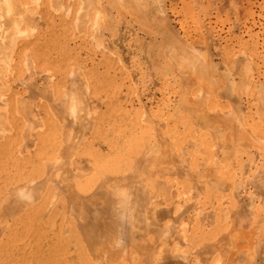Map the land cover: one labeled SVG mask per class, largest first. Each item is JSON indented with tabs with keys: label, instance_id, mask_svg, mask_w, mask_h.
I'll use <instances>...</instances> for the list:
<instances>
[{
	"label": "rangeland",
	"instance_id": "rangeland-1",
	"mask_svg": "<svg viewBox=\"0 0 264 264\" xmlns=\"http://www.w3.org/2000/svg\"><path fill=\"white\" fill-rule=\"evenodd\" d=\"M137 2L0 0V264H100L66 189L113 175L106 264H264V0Z\"/></svg>",
	"mask_w": 264,
	"mask_h": 264
},
{
	"label": "bare ground",
	"instance_id": "bare-ground-1",
	"mask_svg": "<svg viewBox=\"0 0 264 264\" xmlns=\"http://www.w3.org/2000/svg\"><path fill=\"white\" fill-rule=\"evenodd\" d=\"M13 1V0H12ZM54 1V0H53ZM84 1V0H83ZM90 1V0H89ZM161 1V0H160ZM124 2H125V0H124ZM123 3V2H122ZM159 4V3H158ZM138 5H140V3H138L137 2V0H126V8L128 7L129 9L128 10H130L131 12H133V14H134V16H135V18L137 17L138 19H142V14H141V12H142V10H140L141 8H138ZM145 5V4H144ZM163 5H164V3H163ZM8 6H10L9 4H8ZM84 6V5H83ZM141 6V5H140ZM16 7V6H15ZM97 7H99V6H97ZM142 7H144L143 5H142ZM18 8V7H17ZM22 8V7H21ZM94 8H96V7H94ZM101 8V7H100ZM154 8V7H153ZM13 9V8H12ZM152 9V8H151ZM156 9V8H155ZM8 10V9H7ZM84 10H85V8H84ZM127 10V11H128ZM154 10V9H153ZM154 12V11H153ZM153 12H152V14H153ZM21 13V12H20ZM23 13V12H22ZM36 13V12H35ZM98 13V12H97ZM13 14V13H12ZM30 14H31V12H30ZM33 14V13H32ZM21 15V14H20ZM25 15H27V14H25ZM80 15V14H79ZM85 14H83V16H84ZM9 16V15H8ZM17 16V15H16ZM29 16V15H28ZM82 16V15H81ZM87 15H85L84 17H86ZM23 18V17H22ZM104 18V17H103ZM133 18V17H132ZM29 19V18H28ZM96 19V18H95ZM152 19H154L153 17H152ZM144 19H142L141 21H143ZM14 21V20H13ZM148 21V20H147ZM152 21V20H151ZM144 22V21H143ZM18 24V23H17ZM99 24H100V22H99ZM14 25H15V21H14ZM19 25V24H18ZM17 25V26H18ZM82 25V24H81ZM102 25H103V23H102ZM102 25H99L98 27H100V26H102ZM165 26V25H164ZM19 27V26H18ZM16 29V28H15ZM79 29V28H78ZM98 29V28H97ZM14 31V30H13ZM151 31V30H150ZM17 33V32H16ZM10 37V36H9ZM11 38V37H10ZM10 38H8V39H10ZM7 39V38H6ZM11 40V39H10ZM13 42V41H12ZM1 46V45H0ZM104 48V47H103ZM3 49V48H2ZM105 50V49H104ZM186 51V50H185ZM190 52V51H189ZM188 54V53H187ZM189 55V54H188ZM180 57H183V56H181V55H179ZM190 56H193V55H191L190 54ZM195 56V55H194ZM173 58V57H172ZM190 57H188V59H189ZM193 58V57H192ZM198 58V57H197ZM174 59V58H173ZM181 58H179V60H180ZM184 59H186V58H184ZM193 60H195V58H193ZM192 60V61H193ZM197 60V59H196ZM199 60H200V58H199ZM199 60H198V62H199ZM203 60V59H202ZM178 60H176V62H177ZM185 62H187L186 60H185ZM184 62V63H185ZM197 63V64H199L198 62H196V61H193L192 63L194 64L193 65V67H189L190 69H188V70H190V72L191 73H193L196 69H195V67L196 66H199V65H197V64H195V63ZM189 65V64H188ZM187 65V66H188ZM196 65V66H195ZM201 65H203V64H201ZM206 65V64H205ZM204 65V66H205ZM180 66H181V64H180ZM179 66V67H180ZM216 66V65H215ZM195 70H194V69ZM200 67H198L197 68V71H198V73L196 74V72H194L195 74H193L194 76H197L199 73H203V70L201 71V69H200V71L198 70ZM185 69V68H184ZM183 69V70H184ZM193 69V70H192ZM184 71V72H182V74L184 73V74H188V72L189 71ZM179 71V70H178ZM190 73V74H191ZM189 74V75H190ZM200 74V75H201ZM200 75H198L197 77H198V80L200 79ZM184 76V75H183ZM187 76V75H186ZM185 76V77H186ZM202 76V75H201ZM184 77V78H185ZM191 77H192V74H191ZM197 77H194V78H197ZM207 77V76H206ZM206 77H205V81H206ZM213 77V76H212ZM229 77V76H228ZM192 79H193V77H192ZM191 79V80H192ZM201 79H203V78H201ZM208 79V78H207ZM209 79H211V77L209 78ZM215 79V78H214ZM194 80V79H193ZM196 80V79H195ZM204 80V79H203ZM184 81V80H183ZM182 81V82H183ZM200 81V80H199ZM202 81V80H201ZM209 81V80H208ZM207 81V82H208ZM214 80L212 79V83L214 84V82H213ZM18 82V81H17ZM211 82V81H210ZM204 83V82H203ZM202 83V84H203ZM206 85H208L207 83H206ZM212 85V84H211ZM215 85H217V83L215 84ZM204 86V85H203ZM213 86V85H212ZM207 87V86H206ZM215 87V86H214ZM203 88V87H202ZM216 89H217V87H215ZM219 89V88H218ZM220 91V90H219ZM203 93V92H202ZM1 94V93H0ZM210 95V94H209ZM204 98V97H203ZM191 100V99H190ZM192 102H193V100H191ZM195 101L197 102V101H199V100H196L195 99ZM5 104H7L6 102H4ZM199 103V102H198ZM197 103V104H198ZM18 104V103H17ZM194 104V103H193ZM72 105H73V103H72ZM203 105V104H202ZM194 106H196L195 104H194ZM200 106V105H199ZM71 107V106H70ZM77 107H78V105H77ZM2 108V107H1ZM73 108V107H72ZM195 108V107H194ZM197 108V107H196ZM74 109V108H73ZM72 110V109H71ZM75 110V109H74ZM74 110H72V112H74ZM71 112V111H70ZM214 112H215V110H214ZM213 112V113H214ZM212 113V112H211ZM71 114V113H70ZM225 114V113H224ZM224 114H222V116H224ZM232 114V113H231ZM15 115V114H14ZM226 115V114H225ZM74 116V115H73ZM229 116V115H228ZM232 116V115H231ZM230 116V117H231ZM233 117H234V115H233ZM236 117V116H235ZM58 118V117H57ZM73 119V118H72ZM229 119V118H228ZM234 119V118H233ZM232 119V121H233V123L232 124H235V122H234V120ZM221 120H222V118H221ZM230 121H231V119H229ZM236 120H238V119H236ZM235 120V121H236ZM224 122V121H223ZM227 122H229V121H227ZM238 122V121H237ZM226 123V122H225ZM228 124V123H227ZM244 124V123H243ZM63 126V125H62ZM64 128V127H63ZM62 128V129H63ZM233 128V127H232ZM235 128V127H234ZM237 128V127H236ZM4 131H5V129H4ZM249 131V130H248ZM65 132V131H64ZM33 133V132H32ZM6 134V133H5ZM64 135V134H63ZM71 135V134H70ZM245 135H246V133H245ZM241 136V135H240ZM248 136V135H247ZM70 137V136H69ZM63 138V137H62ZM245 139V138H244ZM248 139V138H247ZM52 142V141H51ZM253 142V141H252ZM63 145V144H62ZM157 148H158V146H156ZM21 148V147H20ZM161 148H162V146H161ZM64 149V148H63ZM159 149V148H158ZM62 150V149H61ZM60 150V151H61ZM144 150V149H143ZM152 151H154L155 152V150H152ZM63 152V151H62ZM60 153V152H59ZM209 153V152H208ZM74 154V153H73ZM59 156V155H58ZM62 156V155H61ZM160 160V159H159ZM55 162V161H54ZM138 162V161H137ZM56 163V162H55ZM135 164H136V168L134 167H131L132 169H131V171L133 172V171H135V172H137V169H139V168H137V163L136 162H134ZM23 164V163H22ZM134 164V165H135ZM151 164V163H150ZM162 164V163H161ZM160 164V165H161ZM166 164V163H165ZM153 165V164H152ZM51 166V165H50ZM5 167V166H4ZM20 168V167H19ZM154 168V167H153ZM135 169V170H134ZM165 169V168H164ZM75 170V169H74ZM73 170V171H74ZM77 170V169H76ZM141 170V169H140ZM80 171V170H79ZM131 171H128V172H130L131 173ZM155 171V170H154ZM83 172V171H82ZM81 172V173H82ZM85 172V171H84ZM167 172V171H166ZM57 174H56V176L58 175V172H56ZM79 173V172H78ZM157 173V172H156ZM54 174V173H53ZM83 174V173H82ZM85 174V173H84ZM135 174V173H134ZM133 174V175H134ZM155 174V173H154ZM133 175H131V177L133 176ZM138 175V174H137ZM161 175V174H160ZM169 175H171V174H169ZM130 176V175H129ZM144 176V175H143ZM152 176V175H151ZM158 176V175H157ZM61 177V176H60ZM124 177V176H123ZM121 175L120 176H116V175H113V176H105V177H103L99 182V184L97 185V191H98V193L99 194H97L98 196H99V199H100V202H99V204H96V203H91V200H90V195L88 196L89 198H86V199H84V198H81L80 197V195H78L79 197H76L77 195H75V192H73V188H72V183H74V182H71L70 184H71V186L70 185H68V187H67V191L66 192H68V195H69V197H70V199H72V202H74V205H75V207L79 210L80 208H81V210H82V212L80 211L79 212V216H80V218H81V221H82V224L80 225V231H81V233L83 234V235H85V237H86V239H85V241H86V243H87V245L89 246V248L88 249H94L95 251L97 250V253H99V251H100V253L102 252V254L103 255H101L100 256V253H99V256H97V259L99 260V259H101V260H99V262L101 261V263H102V260L103 259H105V264H106V259H109V260H111V259H114L113 258V253H111L112 251H113V249H115L116 250V248H114V246H112V250L109 252V250L111 249L109 246H110V244L108 243V239H110L112 236H113V239L116 237V233L117 232H120V230H118L116 233L114 232L115 230H116V228L118 227H120V223H121V225H122V222H125L126 220L127 221H130L129 220V218L130 219H133V220H131V222L132 221H134L135 223L133 224V222H132V225L135 227L134 229V234H136V233H138V232H140L141 231V229L143 230V228L147 225L146 223H144V221L142 220L143 219V216L142 215H140L141 214V212H139V210L138 209H135V208H133V209H135V214L133 215V209L131 208L132 206H130L132 203V201H130L129 200V197H128V195L127 194H129L128 193V191L131 189H127V187L128 186H125V184L127 183L126 182V180L125 179H128L129 177L128 176H126L125 178H123ZM134 177V176H133ZM142 177V176H141ZM81 178V177H80ZM57 179V178H56ZM62 179L64 180H66V178L65 177H63L62 176ZM61 179V180H62ZM133 179V178H132ZM135 179V178H134ZM60 180V179H59ZM65 180H64V182H62V184L63 183H65ZM77 180V179H76ZM53 181H54V179H53ZM52 181V182H53ZM129 182V181H128ZM131 182V181H130ZM30 184V183H29ZM31 184H32V182H31ZM126 185H129V183L128 184H126ZM131 185V184H130ZM57 186V185H56ZM124 186V187H123ZM23 187V186H22ZM126 187V190H127V192H126V190H124V188ZM132 187V186H131ZM170 188V187H169ZM65 190V189H64ZM90 192V191H89ZM56 193V192H55ZM93 194H94V192H92ZM91 193V194H92ZM132 193V192H131ZM77 194V193H76ZM89 194V193H88ZM130 195V194H129ZM91 196H94V195H91ZM68 197V198H69ZM6 199V198H5ZM13 199V198H12ZM95 199H97L98 200V198H95ZM14 200V199H13ZM52 200H53V198H52ZM8 201V200H7ZM151 201V200H150ZM165 201V200H164ZM32 202V201H31ZM148 202H149V200H148ZM135 203V202H134ZM152 203V202H151ZM178 203V202H177ZM148 205H149V203H148ZM184 205V204H183ZM187 205V204H186ZM185 205V206H186ZM134 207V206H133ZM164 207H166V206H164ZM133 210H131V209ZM46 209V208H45ZM154 209V208H153ZM156 209V208H155ZM187 209V208H186ZM156 211V210H155ZM158 211V210H157ZM60 213V212H59ZM58 213V214H59ZM155 213V212H154ZM128 215V217L126 216L125 217V215ZM143 214V213H142ZM157 214V213H156ZM53 215V214H52ZM158 215V214H157ZM153 216V215H152ZM171 216V215H170ZM141 217H142V219H141ZM153 217H155V216H153ZM158 217V216H157ZM123 218H125V220L123 221ZM128 218V219H127ZM152 218V217H151ZM156 218V217H155ZM159 218V217H158ZM157 218V219H158ZM168 218H170V217H168ZM160 219V218H159ZM41 220H43V219H41ZM73 222V221H72ZM127 223V222H126ZM125 223V224H126ZM168 223V222H167ZM124 224V223H123ZM169 224V223H168ZM126 225H129V222L126 224ZM132 225L130 224L129 225V228H130V226L132 227ZM123 226V225H122ZM121 226V227H122ZM125 226V225H124ZM124 226L122 227V228H124ZM169 226V225H168ZM5 228V227H4ZM115 228V229H114ZM117 228V229H118ZM125 228H126V226H125ZM156 228V227H155ZM167 228V227H166ZM128 229V228H127ZM132 229H133V227H132ZM149 229V228H148ZM152 228H150V230H151ZM126 230V229H125ZM140 230V231H139ZM145 230V229H144ZM153 230V229H152ZM175 230V229H174ZM122 231V230H121ZM127 231V230H126ZM129 231V230H128ZM146 231V230H145ZM148 231V230H147ZM113 232L115 233L114 235H113ZM131 232V231H130ZM151 232V231H150ZM159 232V231H158ZM167 232V231H166ZM123 233V232H122ZM124 233H126L125 231H124ZM132 233V232H131ZM130 233V234H131ZM155 233H157V232H155ZM162 233V232H161ZM117 235H119L118 233H117ZM122 235H124V234H121L119 237H121ZM233 235V234H232ZM236 235V234H235ZM238 235V234H237ZM115 236V237H114ZM138 236V235H137ZM160 236H162V234L160 235ZM164 236V235H163ZM242 236H243V234H242ZM242 236L240 235L239 236V238H238V236H237V238L240 240L241 238H242ZM125 237V236H124ZM233 237V236H232ZM235 237V236H234ZM244 237V236H243ZM247 237V236H246ZM79 238V237H78ZM236 238V237H235ZM234 238V239H235ZM243 239H245V238H242L241 239V247H242V240ZM83 240V239H82ZM116 240H117V238H116ZM115 240V243L113 244V245H115L116 244V241ZM165 240V239H164ZM119 241L121 242V240L119 239ZM125 241V240H124ZM236 241H238V240H236ZM120 242H119V247H120ZM137 243H138V241H136ZM240 242V241H239ZM244 242V241H243ZM248 242V241H247ZM245 243V242H244ZM108 244H109V246H108ZM112 244V243H111ZM246 244H248V243H246ZM86 245V246H87ZM134 245V244H133ZM252 245V244H251ZM116 246H117V244H116ZM115 246V247H116ZM126 246H128V245H126ZM235 246H236V243H235ZM237 246H239V244L237 245ZM74 247V246H73ZM96 247H98V248H96ZM131 247V246H130ZM145 247H147V249L145 248ZM149 246L148 245H144L143 247L139 244L138 246H135L134 247V250L136 251V252H138L139 250H148L149 248H148ZM240 247V248H241ZM151 248V247H150ZM239 248V247H238ZM246 249H247V247H245ZM245 248L243 249L244 251H245ZM77 249V248H76ZM131 249H132V247H131ZM249 249V248H248ZM99 250V251H98ZM121 250V249H120ZM91 251H93V250H91ZM94 251V252H95ZM117 251V250H116ZM122 251H124V250H121V253H122ZM132 251H133V249H132ZM159 251V250H158ZM81 252V251H80ZM124 252H126V249H125V251ZM130 251H128L127 253H129ZM148 252V251H147ZM83 253V252H82ZM85 253V252H84ZM89 254H90V251L88 252ZM112 255H111V254ZM119 253H120V251H119ZM155 253V252H154ZM73 255V254H72ZM79 255V254H78ZM84 255V254H83ZM98 255V254H97ZM116 255V254H115ZM122 255H124V253L123 254H121V256ZM127 255V254H126ZM132 255H134V254H132ZM139 255H140V257L142 256V259H143V255L141 254V252L139 253ZM87 256V255H86ZM91 256H92V254H91ZM117 256V255H116ZM120 255L118 256L119 258L121 257ZM85 257V256H84ZM117 257V258H118ZM139 257V258H140ZM95 258H96V256H95ZM178 258V257H177ZM220 258V257H219ZM234 258V257H233ZM237 258V257H236ZM82 259V258H81ZM89 259V258H88ZM92 259V258H91ZM135 259V258H134ZM83 260H84V258H83ZM108 260V261H109ZM126 260V259H125ZM137 260V259H136ZM141 260V259H140ZM177 260V259H176ZM85 261H86V259H85ZM88 261V260H87ZM134 261V260H133ZM139 261V260H138ZM90 262V261H89ZM127 262V261H126ZM125 262V263H126ZM182 262V261H181ZM219 262V261H218ZM98 263V262H97ZM100 263V264H101ZM109 263V262H108ZM112 263V262H111ZM113 263H115V260L113 261ZM195 263V262H194ZM70 264V263H69ZM99 264V263H98ZM104 264V263H103ZM127 264H128V262H127ZM130 264V263H129ZM138 264H140V262H138ZM144 264H145V262H144ZM217 264V263H216Z\"/></svg>",
	"mask_w": 264,
	"mask_h": 264
},
{
	"label": "crops",
	"instance_id": "crops-1",
	"mask_svg": "<svg viewBox=\"0 0 264 264\" xmlns=\"http://www.w3.org/2000/svg\"><path fill=\"white\" fill-rule=\"evenodd\" d=\"M153 168V167H152Z\"/></svg>",
	"mask_w": 264,
	"mask_h": 264
}]
</instances>
